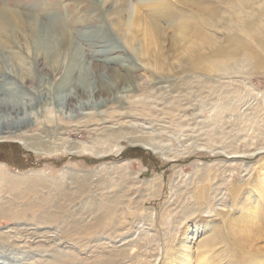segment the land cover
Returning <instances> with one entry per match:
<instances>
[{
    "label": "rangeland",
    "instance_id": "rangeland-1",
    "mask_svg": "<svg viewBox=\"0 0 264 264\" xmlns=\"http://www.w3.org/2000/svg\"><path fill=\"white\" fill-rule=\"evenodd\" d=\"M108 7L103 0H0L5 17L13 11L63 28L78 49L65 48L58 74L46 60L38 68L20 20L8 18L17 41L0 31V95L40 114L27 144L0 139V264H183L186 254L188 264H234L230 231L245 215L241 202L252 199L264 215L254 186L264 173V66L189 71L185 43L172 29L153 47L157 54L138 59L112 30ZM224 34L216 36L224 41ZM9 65L33 80L13 79Z\"/></svg>",
    "mask_w": 264,
    "mask_h": 264
},
{
    "label": "bare ground",
    "instance_id": "bare-ground-1",
    "mask_svg": "<svg viewBox=\"0 0 264 264\" xmlns=\"http://www.w3.org/2000/svg\"><path fill=\"white\" fill-rule=\"evenodd\" d=\"M103 1L104 5L110 7H108L109 13L107 15V20L110 23L112 30H114L115 34H117L123 44L126 45L125 47H128L130 52H132V55L133 53L137 55V58H143L146 56H149L150 58L151 54L156 53L159 43H162L166 38V33H168L167 30L172 29V31H178V33L175 34V37L185 43L183 58L185 59L184 62H186L189 71L199 75L231 74L235 68L237 69L246 63H250L254 68L264 66V24L263 22H259L260 19H263L262 17L257 19L258 16H261V14L264 13V7L256 10L253 7L252 0H138V3L136 4H133L132 0ZM217 2L220 3L219 6L217 5ZM261 2L264 5V0H261ZM222 9L227 10L223 11ZM11 15H13L12 18L14 20H20V27L25 28L23 39L26 36L24 40L26 46L27 39L31 42L38 68L42 67V69H45L43 65L46 60L51 63L52 67L57 69L56 73L59 74L65 63V48L68 46L73 49L71 51H73L74 55L77 54L78 49L74 45V40L69 31L63 28L56 30L46 28L40 23V20L33 18L32 16L26 15L23 17L20 15V18L18 19L14 16L15 13L10 11V16ZM9 17H5L4 11H0V31L9 34L10 37L12 36L17 41L18 37L15 33L16 29L9 21ZM220 31L225 32L223 36L224 41L218 39V36H216V33L219 34ZM243 37L247 40L249 39L250 41L256 42L260 49L263 50V53H258L255 49L253 50L252 47H245ZM136 44L143 45L142 47L140 46V49L138 50L136 49L138 45L135 47ZM24 45L22 44L21 46L23 47ZM225 45L227 46L226 48H224ZM153 47L156 48V51L152 53L151 51L153 50ZM119 48L120 47L117 49ZM26 49L28 48L26 47ZM228 49L231 50L228 51ZM207 50H209V55L211 56L209 57V61L207 54L205 53ZM242 53L249 54L245 62L240 58V55H243ZM28 54H30V52ZM157 57V64L154 63V65L157 69H161L164 65L165 59H162L163 57L161 56L160 50ZM128 60L124 59V62L128 63L133 61L131 59ZM121 61L123 62V60ZM74 62L75 61L72 58L70 62L72 66L75 65ZM127 66L123 65L122 67L126 71L129 67H132V70H129L132 73L138 69L135 65ZM6 67H8V64H6ZM9 67H12L10 72L14 75H11V77H14L13 79L20 77L25 82L33 80V77L30 78V76L26 74L24 76L23 71L20 69L14 68L12 65H9ZM39 75H41V71ZM132 75L129 77L127 76V78L133 79L134 75ZM51 78L53 79V77ZM19 80L20 79H18V81ZM54 82H57V79L54 80ZM30 84H32V81ZM61 88H63V85L59 83L57 89ZM8 91L10 94L16 92H12V89L9 88ZM20 92L23 91L21 90ZM18 94L19 93H17V95ZM12 97L14 96L10 95V97H2L0 95V114L6 113V115L0 116V139L20 140L26 143V140L23 139V137L26 133H32L34 131L30 130L31 127L29 128V126L31 124L37 125L40 114L36 115L35 113L24 112V109L21 110L20 107L24 106L26 103L20 104L18 100L13 103L12 99H10ZM73 99L74 97L69 96L67 101L71 104ZM26 106H28L27 108L29 110L34 108L30 103ZM80 109H82V107ZM73 110L75 111L76 109ZM79 111L76 110V117L88 114L82 112L79 113ZM47 113L49 114L50 112L48 111ZM47 120L52 125H54L56 121L55 118L52 119L50 114L47 116ZM55 126L58 127L57 124H55ZM262 169H264V166ZM258 182L259 185L255 183L254 186L256 185L255 188L257 193L261 198V201L264 203L263 172L259 173L257 183ZM246 202L247 203L241 202V209L245 212L246 216L244 215L241 217L240 222L230 231L233 241V243H231L237 254H239L238 257L233 258V262L234 264H264V262H261L258 257H254H264V215H262V217L260 216L261 219H259L260 214L259 211L255 209L254 201L251 199ZM245 204L247 205L245 206ZM212 240L214 242V239ZM220 255H222V253ZM224 255L226 256V254ZM187 256V254L184 255V259H182L183 264H188Z\"/></svg>",
    "mask_w": 264,
    "mask_h": 264
}]
</instances>
